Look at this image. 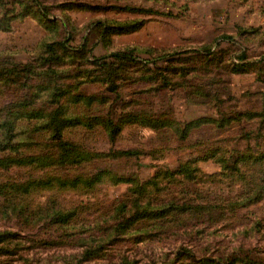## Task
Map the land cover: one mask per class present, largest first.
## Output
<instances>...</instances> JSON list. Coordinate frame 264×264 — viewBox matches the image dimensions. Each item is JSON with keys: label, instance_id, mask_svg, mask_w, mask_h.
I'll use <instances>...</instances> for the list:
<instances>
[{"label": "rangeland", "instance_id": "rangeland-1", "mask_svg": "<svg viewBox=\"0 0 264 264\" xmlns=\"http://www.w3.org/2000/svg\"><path fill=\"white\" fill-rule=\"evenodd\" d=\"M40 1L0 0V264H264V0Z\"/></svg>", "mask_w": 264, "mask_h": 264}, {"label": "trees", "instance_id": "trees-1", "mask_svg": "<svg viewBox=\"0 0 264 264\" xmlns=\"http://www.w3.org/2000/svg\"><path fill=\"white\" fill-rule=\"evenodd\" d=\"M32 1V4H33V6L34 7H36V9L37 10H39V11H42V13L43 14H45V12H46V10L43 8V4H42V2L40 1V0H31ZM43 9H44V11H43ZM54 46H57L58 47V45H54ZM64 46V45H63ZM53 46H51V45H49V48L51 49V51L53 52V53H55V48H52ZM56 55V54H55ZM53 62V60L50 62V63H52ZM5 125H7L8 126V130H7V134L9 133V136H10V132L12 131V125H10V124H8V123H2L1 125H0V129L2 128V127H4ZM116 133V132H115ZM6 133H4V132H0V139H2L3 137H4V135H5ZM120 154V156H127V157H129V156H134L136 153H134V152H130V151H128V152H120L119 153ZM29 160V159H28ZM2 161L0 160V163H1ZM2 164H5L4 162L3 163H1V165ZM10 164H13V162H11L10 161ZM6 237H4V236H2V237H0V242H2V241H4V239H5Z\"/></svg>", "mask_w": 264, "mask_h": 264}]
</instances>
